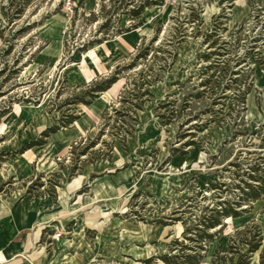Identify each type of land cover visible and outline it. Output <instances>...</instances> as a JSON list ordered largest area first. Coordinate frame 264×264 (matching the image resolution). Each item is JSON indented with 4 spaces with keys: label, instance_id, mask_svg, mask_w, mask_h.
I'll return each instance as SVG.
<instances>
[{
    "label": "rangeland",
    "instance_id": "374dc122",
    "mask_svg": "<svg viewBox=\"0 0 264 264\" xmlns=\"http://www.w3.org/2000/svg\"><path fill=\"white\" fill-rule=\"evenodd\" d=\"M67 1L0 0V113L13 118L12 132L3 134V127L0 133V166L16 163L18 170L17 163H57L48 172L33 169L28 177L0 180V205L11 204L23 191L30 197L52 195L73 176L104 170L86 177L81 194L70 204H80L81 197L93 202L77 208L73 218L45 227L20 264H187V254L196 255L198 264H231L248 247L238 243L237 254L228 253L229 239L250 224L262 235L261 247L249 258L250 264H258L264 251V196L242 216L209 230L211 241H202L199 229L183 231L205 213L204 207L236 200L240 191L235 184L246 178L241 174L248 163L264 162V0H164L131 20L121 11L111 14L101 32V13L110 14L124 1L70 0L71 8ZM137 21L139 28L117 33ZM158 26L159 41L185 34L176 58L169 56L170 44L158 48L157 42L145 57L136 58ZM84 44L87 51H79ZM38 47L43 49L34 57ZM129 63L135 66L121 70L122 77L101 93L98 113L86 118L80 112L85 104L69 103L93 78ZM226 67L236 74H224ZM140 72L158 80L137 109L132 106L140 102L134 80L139 85ZM226 84V98L218 97L217 89ZM247 87L245 102H236L234 88ZM105 109L110 116L102 118ZM69 114L79 118L68 132L81 136L68 144L64 155L54 156L60 143L35 145L25 156L7 154L42 140L38 132ZM205 123L206 128H199ZM127 125L134 127L131 133H126ZM21 131L35 136L17 142L25 137L18 135ZM91 141L96 144L81 155ZM186 141L192 144L186 146ZM172 149L180 153L164 162ZM98 181L103 189L93 190L94 195L107 194L95 201L90 184ZM209 183L221 184L212 190ZM163 254L167 263L160 258Z\"/></svg>",
    "mask_w": 264,
    "mask_h": 264
},
{
    "label": "trees",
    "instance_id": "16d2710c",
    "mask_svg": "<svg viewBox=\"0 0 264 264\" xmlns=\"http://www.w3.org/2000/svg\"><path fill=\"white\" fill-rule=\"evenodd\" d=\"M114 1V0H113ZM120 1V0H117ZM124 1V3H122L121 6H117L114 7L111 11L110 14L106 13H101V15L103 17H105V22L100 26L99 28V32H101V30L105 29L106 27H108V23L111 20V17L117 13H119L118 11H121L120 13L126 15L128 20H131L132 18H136V17H140L142 15V13L144 12V10L148 7L151 6H155V5H161L164 0H122ZM83 2V0L81 1ZM100 10H103L105 8L104 3H100ZM130 6V7H129ZM100 13V12H99ZM112 14V16H111ZM92 16H94L95 18L98 17V13H91ZM141 26V22L137 21L135 23H132L131 25H129L126 28L123 29H118L120 31H117V33H123V32H129L133 29H136L138 27ZM162 30V26H158L155 29V34L151 37V39L149 40L148 44L145 46V49L143 51H140L137 53V55L135 56L136 58H143L147 55V52L149 50V48L153 47V45L157 42L158 48H161L164 46V44H170L172 46V51H171V55H169L170 57H172V59L176 58L177 56V46L178 44L184 39V33L179 34V35H175L172 36V39L168 40H161L159 41V34ZM207 37V36H206ZM106 38L104 37L103 39L97 40L96 43H101L105 40ZM169 42V43H167ZM94 43V41H93ZM93 43H89L93 44ZM88 45H83L82 49H79V51H87L88 49ZM43 49V47H38V49L34 52V57ZM239 63V60H236L235 64ZM135 65L133 63H129L125 66H121L120 64H117L114 68V70L106 76H100L97 78H93L89 84H87L86 89L79 95H74L72 97V99H70V104H90L91 103V99L92 98H96L98 97V95L101 92H105L107 90L110 89V87H112V85L114 83H116L121 77V70L124 69H132ZM229 72H231L230 74H236L234 72V70L227 68L226 67V71L224 72V74H227ZM139 80L141 79L139 85L137 83V79L134 80V87L136 89H138V91H136L135 98L140 100L139 103H135L136 105H132L135 106V108L137 109H142L143 104L145 103V101L148 100V96L152 95V92L150 90V86L156 82L158 80L157 76L152 78L149 77V75L144 74L142 72H140L138 74ZM233 82H236L235 79ZM123 84V88L125 87ZM78 87V85H77ZM223 89H230L229 85H223V87H219L217 89L216 92H220L218 94V97H224L226 98V93L223 91ZM234 90H237V93L234 95L236 102H239L241 104H243L245 102V96L249 93L250 91V87H247L244 90H240L238 88H234ZM223 91V92H222ZM214 93V92H213ZM120 95V94H119ZM86 97H89L88 99ZM217 97V98H218ZM120 100H124L121 95H120ZM169 101L167 103H161V106L163 107H167V105H169ZM113 106V105H111ZM134 108V107H132ZM132 110V109H131ZM116 111V110H115ZM133 111V110H132ZM118 112V111H116ZM127 114V113H125ZM133 114L136 115L135 111H133ZM109 115V110L105 109L102 112V118H105V116ZM110 116V115H109ZM162 118H165L164 115L162 116ZM79 118V115L76 114H69L66 116H63L59 119L58 123L55 125H51L49 127H46L44 130L41 131V137L43 138L42 140H32L30 142H26L23 144V146L19 149V150H15L11 153H7L10 155H15L16 153H23L25 150L35 146V145H41L44 144L46 141V138L51 134L56 132L57 130H59L62 127H66L68 125H70L71 123H73L74 121H76ZM173 118V111L171 113V115H168V117L165 119V124H168L171 119ZM192 120L188 119V122H191ZM223 122H225V120H222ZM210 122V121H208ZM207 123L201 125L199 128H206L207 127ZM123 128V127H122ZM134 127L131 125H127V129L125 130L126 133H131L132 129ZM233 137L236 136V133L234 132L232 134ZM123 138V137H122ZM124 139V138H123ZM97 141V140H96ZM96 144L95 141H91L82 151L81 155L86 154V151L93 147ZM183 144H185L186 146H190L192 143H190L189 141L184 142ZM183 152V151H182ZM176 153H180V151L178 149H172L170 155L168 156V158L164 161V162H168L170 157H172L173 155H175ZM6 154V155H7ZM184 154V153H182ZM232 166H239L237 165V163H230ZM264 162L262 163H253L250 164L248 163L246 169L243 171V173L241 174V176H245L246 178L244 179L243 177L240 178V182L238 184H235L236 188L239 189L240 194L237 195L236 200L235 199H231L230 201H218L216 203V205H212L211 207L206 206L203 208V211L205 212L203 215H201L199 217L198 220H196L195 223L192 224V227H186L183 231V233L187 234V233H191V230H196L199 229L201 231V239L202 241H211L213 239L214 234L212 232H209V230L211 229H215L217 227H219L217 230H219L223 225V221L227 218H238L240 216H242L244 214V212L247 211L249 205L256 201L257 199H259L260 197L264 196ZM221 183H209L207 186V189H216L218 188V185H220ZM224 186L226 183H223ZM30 187L28 186L26 189V194L30 193ZM53 199H55V195L52 194ZM177 220V219H176ZM180 220V219H178ZM164 225H167L164 224ZM253 230V235H251V232ZM238 237V239H237ZM194 237H188V240H195L193 239ZM237 239V240H236ZM230 245H229V249H228V253L231 252L232 254H237V246L238 243L240 244H245L247 245L248 249H247V253H243V254H239V257L236 260H233V258L231 259V264H250V256L252 253L256 252L259 250V248L262 245V235L260 232V229L258 228V226H255L253 224L250 225H246L244 226L243 229H238L236 231V238L234 236L230 237ZM218 249V248H217ZM219 252V251H218ZM175 258L177 257V255H174ZM185 259H189L187 264H198V259L196 257V255H190L187 254L185 255ZM244 257V260L242 261V258ZM160 258L167 263V258L168 256L166 254L160 255ZM173 264H178V263H173ZM258 264H264V251H262V254L260 256V261L258 262Z\"/></svg>",
    "mask_w": 264,
    "mask_h": 264
},
{
    "label": "crops",
    "instance_id": "0c3cea01",
    "mask_svg": "<svg viewBox=\"0 0 264 264\" xmlns=\"http://www.w3.org/2000/svg\"><path fill=\"white\" fill-rule=\"evenodd\" d=\"M38 59L42 61V57ZM101 93L99 94V97L95 98L94 102L88 105H83V109H81L80 112L83 113L86 118L88 117L89 113L92 112L96 114L101 110ZM15 115L14 119L16 117ZM11 120H13V118L9 117V115L7 116L6 113H0V133L2 132L3 127H7L3 134H10L12 132V129H9L11 126ZM74 123L75 121L70 125L62 127L56 132L51 133L46 138V143H44L46 145H54L56 143H60L53 151L55 152L54 156L64 155L67 150L68 144L74 139L78 138L77 136H81V134L77 131L75 133L68 132V128L73 126ZM21 126L25 125L22 123ZM48 126L49 124L46 125L42 130H44ZM41 131L38 133H41ZM21 134H24L25 137L22 139L20 138L17 142L23 140L25 141L28 136H35L29 131H21L20 133H18L19 136ZM10 142L12 143L13 139H11ZM48 148L49 146L44 149V153ZM2 149L4 148L0 147V150ZM29 150L30 149L25 150L22 155L25 156L26 152ZM41 162L42 161H40V163H17L21 167L18 170L14 165L16 163H2L0 166V180H3L9 176L17 175L18 178L22 176L28 177L30 175H33L34 171L39 173L46 171L48 172L49 170L54 169L57 165V163ZM103 170L104 169H101L97 172L88 171L87 175L78 174V176H73L72 180L67 182L65 186L57 188L56 192L54 193L56 197L55 199H53L52 195L48 194L43 196L30 197L28 195H25L23 191V193H21L17 199L12 200L11 204H1L0 264H20L22 262V257L27 255L32 250L34 245L38 243L42 234V230L45 227L56 223H63L68 217L73 218V216H71V213H73L77 208H79L81 205L90 204L91 202H93L85 201V197H81L80 204L75 202L73 204H70V201L72 199L78 197L81 194V192H79V188L81 184L86 180V177L90 179L91 173L99 174L103 172ZM90 187L95 201L102 200L107 194L106 190L104 192L105 194H103L101 198L97 197L98 193L94 195L95 191H97V188L103 189V185H101L100 181H98V183L90 184ZM100 192L102 193V191ZM89 198L91 199V197ZM14 201L15 203L12 205Z\"/></svg>",
    "mask_w": 264,
    "mask_h": 264
},
{
    "label": "built area",
    "instance_id": "2783aa9c",
    "mask_svg": "<svg viewBox=\"0 0 264 264\" xmlns=\"http://www.w3.org/2000/svg\"><path fill=\"white\" fill-rule=\"evenodd\" d=\"M66 7H67V8H71V7H72V2H71L70 0H68V1L66 2Z\"/></svg>",
    "mask_w": 264,
    "mask_h": 264
},
{
    "label": "bare ground",
    "instance_id": "6f19581e",
    "mask_svg": "<svg viewBox=\"0 0 264 264\" xmlns=\"http://www.w3.org/2000/svg\"><path fill=\"white\" fill-rule=\"evenodd\" d=\"M145 12V11H144ZM108 91V90H107ZM107 91H105V92H107ZM104 92H102V94H103Z\"/></svg>",
    "mask_w": 264,
    "mask_h": 264
}]
</instances>
